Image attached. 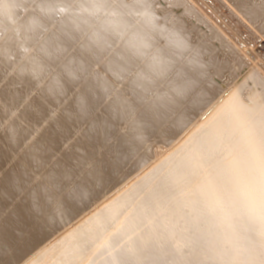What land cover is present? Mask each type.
I'll return each instance as SVG.
<instances>
[{
	"label": "bare ground",
	"instance_id": "obj_1",
	"mask_svg": "<svg viewBox=\"0 0 264 264\" xmlns=\"http://www.w3.org/2000/svg\"><path fill=\"white\" fill-rule=\"evenodd\" d=\"M107 1L82 3L78 13L87 19L72 18L69 25H64L59 19L71 15L76 7L69 6L60 12L55 1L47 0L41 6L48 5V10L35 15L36 7L26 0L12 4L0 0V18L7 31L0 39V74L7 72V64L13 56L12 50L2 46L10 40L14 41L11 46L15 42L22 43L23 47L26 43L38 45L29 60L40 59L43 66L61 60L50 69L56 85L45 76L28 79L23 75L18 87L5 89L10 93L29 83L40 84L20 98L21 102H26L21 109L26 111L43 98L42 104L40 101L37 105H43L44 110L39 111V120L25 123L26 132L22 131V126L21 134L20 129L6 133V138L12 139L10 143L15 153L22 142L19 136L27 132L26 144L32 142L34 145L30 144V148L34 147L26 154L29 147L24 150V145L26 156L20 151L22 157L4 155V164L12 163V166L10 169L0 167V195H5L2 199H6L0 207V224L4 225L0 226V252L3 257L15 260L10 261L12 264H39L40 261L42 264H176L173 257L177 259L176 252L189 253L181 258L180 264H230L228 258H233L237 264H264V251L257 252L254 248L264 249L263 245L248 246L245 242L249 240L239 235L242 232L264 234V214L257 212L258 205L264 206V58L248 56L237 41L220 32L216 20L198 9L200 7L194 6L195 11L188 8L184 4L188 0H160L166 3H160L156 9L162 16L152 12L126 16L116 13L137 3L152 9L156 0L113 2L116 4L109 8V19L103 23L99 18L107 13L103 11ZM222 1L233 12L231 14L239 15L264 38V0ZM164 17L170 30L157 26ZM94 19L97 21L93 22ZM184 20L189 29L193 27L190 36L180 26ZM140 23L141 30H130ZM65 30L71 33V39ZM80 31L83 33L79 34ZM102 34L108 35V41L112 40L110 43L117 44L118 49L105 51L96 66L97 71L115 65L111 72L121 73L124 84L139 85L141 96L120 102L106 101L109 90L101 95L105 102L89 103L93 100L91 93L81 94L77 99H62V102L49 99L57 85H60L58 99L71 90L73 85L62 81H68L73 73L69 67L80 73L82 64L98 60L95 55L104 50V44L98 43ZM74 36L78 37L74 39ZM87 40L88 46L84 47ZM188 43L195 44V55L189 53L190 48L183 47ZM57 45L62 46V53L55 51ZM41 48L52 55L46 56ZM125 52L128 56L122 58ZM218 55L223 57L214 63L215 67H210V61ZM78 57H83L82 61ZM120 60H125L123 66L117 64ZM161 64L160 71H152ZM16 76L12 74L8 81ZM78 76L85 81L94 80L89 74ZM49 83L51 86L46 89ZM101 87L92 86L90 90L98 92ZM183 89L188 91L187 95L196 94V97L186 99L181 94ZM116 93L122 95L120 91ZM159 96L167 105L175 101L177 109L184 110L202 101L205 104L201 107L214 106L218 101L221 108L211 113L208 122L202 123L204 116H192L187 124L192 127L183 135V142L172 145V138L159 140L162 135L173 136L176 127L168 114H154L153 110L163 106ZM133 103L136 113L127 120V112L122 108ZM18 104L19 98L9 104L8 112L21 114ZM81 104L86 111H81ZM103 106L120 112L105 126L104 121L93 122L98 117H107L96 113ZM38 108H31V113L39 114ZM160 118L165 128L157 133L163 122ZM46 126L51 134L43 139H52L51 145H46H50L49 149L43 148L45 140L41 137L47 131ZM98 130L102 131L96 135ZM176 136L177 140L180 135ZM96 137L100 143L94 150L105 157L93 160L88 156ZM38 140L43 150L36 147ZM143 145L148 147L138 156L136 151ZM181 151L186 153L178 156ZM111 154L116 156L107 159ZM46 156L51 157L52 164L59 163V167L47 168L51 163L49 160L47 165ZM154 159L164 162L143 166L146 173L132 180L131 174ZM130 163L134 168H129ZM2 204L0 202V206ZM211 205L220 207H213L204 215V208ZM193 212L197 213L196 217H190ZM218 213L221 214L214 221L207 222L208 215ZM24 236L28 238L25 241ZM103 242V251H96ZM37 248L41 249L40 253L32 257L31 252ZM126 249L135 251L130 259L124 258ZM12 252L26 254L9 257ZM53 255L57 256L55 261L47 259ZM138 258L144 261H135Z\"/></svg>",
	"mask_w": 264,
	"mask_h": 264
},
{
	"label": "rangeland",
	"instance_id": "obj_2",
	"mask_svg": "<svg viewBox=\"0 0 264 264\" xmlns=\"http://www.w3.org/2000/svg\"><path fill=\"white\" fill-rule=\"evenodd\" d=\"M16 1H18V0H7V2L10 3V4L16 3ZM26 1H28L31 4H34V6L36 7V11H35L36 14L35 15L43 14L49 8L48 5H46L45 7L41 6L43 3L47 2V0H26ZM52 1H55V4L57 5L56 9L59 10L60 12H62L63 9H67L69 6L71 8H72V6H74L73 8L76 7V9L71 12V15L69 14L66 18L61 16V19H59V22H61L62 24L69 25L70 24L69 20L72 19V18L77 19V20H80V19L81 20H86L87 19L86 16H81V14L78 13L79 5H81L82 3H84V4H87V3L88 4H92V2L96 1V0H52ZM124 1L125 0H112V1L108 0L106 2L105 8L103 9V11L107 10V13L106 12L103 13V16H100V18H99L100 20L99 21H101L103 23L107 22V20L109 19L108 16L110 15L109 8H111L114 4H116V3H113V2L124 3ZM188 1L189 2L192 1L193 4H196V5H193V4L189 3V2L186 4L184 2V4L187 5L188 8L191 7L195 11L194 6L200 7L198 9L202 10L203 12H205L208 17L211 16V19L216 20L215 22L217 23V25H218V27L220 29V32H222V34L225 33L224 35L229 36V38H231V40L234 39V41H237V44L238 43L240 44V48H243L244 51H247L249 55L246 52L244 54H246V55H248V56H250L252 58L253 57L254 58H260V59L264 58V38L262 37V35H260L258 33V31L254 30L253 27L251 25H249L250 23L248 24L247 21H245L243 18L241 19V17L239 15L231 14L233 12L230 11L228 5L225 4L222 0H206V1L205 0H200V1L199 0H194V2H193V0H188ZM197 1L200 2V3L198 4ZM58 2H60V3H58ZM156 2H157V4L154 5L152 9L149 8L145 4L137 3V4L134 5V7H124L122 9L116 11V13H123V15L126 16V15H129V14H132V13H134V14H146V13L152 12V13H155V14H158V15L162 16V13L158 12L156 9H158L160 3H162V4H166V3L163 2V1H160V0H156ZM202 2H204V3H202ZM208 2H209V4H208ZM208 5H211L212 8H210L211 6H208ZM209 8H210V10L208 11L207 9H209ZM90 15H91V13L88 14V16H90ZM237 16H239V17H237ZM217 17H219V18H217ZM190 18L194 20L195 16L194 15H190ZM94 21H97V20L94 19L93 22ZM166 21H167V18L164 17L163 20H161L159 23H157V26L165 27L167 29L169 28L168 30H170L171 29V27H169L170 25L169 26L165 25ZM128 22H129V19L127 20V23ZM180 26L183 27L187 31L188 36H190L191 30H192L193 27L191 26V28L189 29V25H188V23H185V20L183 22H180ZM142 28L143 27L141 26V23H140L138 27L132 26L130 28V30L132 32L133 31L138 32ZM195 29H197V28H195ZM89 32H94V30H90ZM65 33H66L67 36L71 35L70 32H69L70 33V35H69L67 30H65ZM82 33H83L82 31L79 32V34H82ZM127 33H129L128 30H127ZM161 33H163V32H161ZM6 34H7V31L4 30V28L2 26V20L0 18V39L2 38V36L6 35ZM71 37H73V36H70V38ZM75 37H78V36H74V39H75ZM108 38H109V36L106 35V34L99 35L98 43H99V45L104 44V50H103L102 53H97V55H95V57L98 58V60H93L89 64H82L81 65L82 68H81L80 73H77V71H75L76 69H71V67L68 68V70L73 72V73H71L70 78H68V81H66L65 79L62 80V81L73 85L71 90L66 91L65 94L58 99L57 95L60 96V94L58 92L59 89H60V85H57V86H55L57 88L54 89L53 97H49V99H57L60 102H62L63 101L62 99H67V98H72V99L76 98L77 99V98H79V96L81 94L82 95H84V94L85 95L86 94L89 95V93H91V97H93V100L92 101L89 100V103H91V102L98 103V102L104 101L103 97H101L102 93L107 92L109 90L111 92H109L107 94L105 93L106 96H107L106 101L107 100H111V101H115V102H120L122 99L134 100V99H137V98H139L141 96V91L142 90L141 89L139 90V88H138L139 85L131 84V83L124 84L122 82L123 80L121 78V73L114 74V73L111 72V70H112L111 68L113 66H115V65H112V64L111 65H107L105 68H102L101 72H98L99 70L97 71L96 66L101 62L102 58L107 53L105 51H109L111 49H118L117 44H113V43L111 44L110 42H112V40L108 41ZM27 39H26V41H27ZM12 42H14V41L10 40L8 42L2 43V46H5L6 48H9L10 50H12L13 56L11 57V59L9 60V62L7 64V67H8L7 68V72L0 74V123L1 122H5L6 123V124H4V123L0 124V167H6L7 166L8 169H10V167L12 166V163L4 164L5 161H6V159H5L6 157H4V155L11 154V155H14V156H19L20 153L21 154L23 153V156H26V154L29 152V150L34 147L33 146L32 148H30V146H32L30 144L34 145V143L27 142L29 144V146H28V144H26L25 139L28 140L29 134L27 132V133H24L25 134L24 135L23 132H22L24 137L21 136V135L19 136L20 137L19 140L22 137V142H20L21 140L19 141L22 145L20 146V143H19L18 147L16 148V151H18V153H15V151H14L15 147H14L13 143H10L12 139L11 138H6V133H13V132L18 131L20 129L19 131H20V134H21V128L20 127H22V126L26 129V130H24V128L22 127L23 128L22 131L26 132L27 131V127H25V125H26L25 123H27V125H28V123L35 122V121L39 120V117H37V115L38 116L40 115L41 112H39V111L42 110V108L44 110V107H43V105H41L42 102H43L42 101L43 98H41V99H38V102L41 101L40 102L41 104L39 103L37 105V103H38L37 101H36L37 102L36 104L35 103L33 104V107L35 109L31 106L32 109L37 110L38 106L40 105V107H39L40 109L38 108L39 114L37 113V111H36V115L34 114V112H32L33 113L32 114L30 107H28L26 109V111H25V109L24 110L21 109L22 106L26 102H24V101L21 102L20 98L24 94H26L31 88H33V86L34 87L39 86L40 84H38V83H35V84L29 83V84H27L26 87H22L21 86L18 89H14L10 93H7V90L9 88L18 87L19 85L17 83H22L23 75H24V78H28V79H29V77L36 78L39 75L40 76H45V77L49 78V81L51 83L53 82L56 85V83H57L56 81L57 80L54 77V73L50 72V69H52L55 66L59 65V61L61 62V60L58 59V60H56L54 62H50L48 66H43L42 65L43 61L40 60V59L38 60V59L34 58V59H30L29 60V55L32 53V50L37 49L39 47L38 45L34 46L31 43H26V45L23 47L22 43L15 42V45L11 46ZM83 46L84 47L88 46V40L85 42V44ZM57 47H59L61 49L62 46L57 45ZM183 47L190 48L189 53H192V55H195V51L193 49V48H195V44L194 43H188V44H186ZM245 47H246V49H245ZM127 56L128 55H127L126 52L121 55L122 58H125ZM220 57H223V55H218L212 61H210V63H209V64H211L210 67H215L214 63L218 62L220 60ZM78 58H79V61H82V59H83V57H78ZM66 59H68V57H65V60ZM124 63H125V60H120L117 64L119 66H123ZM263 63H264V61H263ZM162 68H163L162 64L161 65H156V66L153 67L152 71L153 72L160 71ZM61 69H62V67H61ZM61 69L58 68V70H61ZM188 69H190V67ZM64 70H62V71H64ZM12 74L13 75L17 74V76L11 78L12 81H8L9 77ZM80 74L92 75L91 77H93L94 80L93 81L82 80L81 78H82L83 75L82 76H78ZM7 81H8V83H7ZM13 83H14V86L12 85ZM51 83L46 85V89H48L51 86ZM15 84H17V86ZM92 86H99V87L102 86V87H101V89L98 92H94V91L90 90V88ZM140 88H141V86H140ZM5 89H7V90H5ZM2 90H3V93L6 92V94H3ZM118 91L122 92L121 96H117L116 92H118ZM216 93H218V90H216ZM181 94L184 95L186 97V99H190V100H193L196 97V94L195 95L194 94L187 95L188 91L186 89H183ZM17 98H19L18 108L20 109V111H21L20 113L21 114H17V113H11L10 114L8 112L9 104L10 103H14ZM158 99H160L159 103L163 104V106L160 109L158 108V109L153 110L154 114H156V115L157 114H161V113H164L166 115L168 114L167 115L168 119L171 122H173L175 124V126H176L173 136L169 137V136H166V135H162L161 137H159V140L163 141V140H165L167 138H169V139L172 138L173 139L172 145H176L178 143L183 142V135L192 127V126H190V127L187 126V124L190 122L192 116L193 117L198 116V115L204 116V120H201V121H203L202 123L208 122V120H210V118H212V114L211 113L217 112L221 108L220 107L221 104H219L218 101L216 102V105H214V106H211V107H207V106L203 107L202 106L201 107V105L205 104L204 101H202V102H200V104L199 103H193L191 106L186 107L183 110V109H177L178 108L177 107L178 104L175 101L170 103V105H167L165 103L164 99H162V97H160ZM128 106L129 107L122 108L123 110H125L127 112L125 114V117H127V120L130 119L129 118L130 115L134 116L135 113H136L134 103L133 104H129ZM63 108H64V113H65V111H66L65 110V106H63ZM28 109L30 111H28ZM66 109H68V108H66ZM98 109L99 110H97L96 113H99L101 115L104 114L107 117H105L104 119L102 117H98L93 122H95V124H97V123H100V122L104 121L103 126L108 124V122L113 118V115H115L117 113H120L117 110L112 111L111 107L105 108L103 106L102 108H98ZM199 109H201V111H199ZM22 114L25 117L22 116ZM150 115H153V112H151ZM160 119L162 120V118H160ZM93 122L88 123V125H90V124L93 125ZM164 123L165 122L163 121L160 124V127L158 128V132L157 133H160V132H162L164 130V128H165ZM47 126L49 127V125H47ZM47 126H46L47 131L45 130V133L41 136L42 139L43 138H49V136L51 134L50 133L51 130L49 131ZM198 127H199V125L196 126L195 129H197ZM63 129L66 132V130L68 128H66V126H65V128H63ZM180 129H183V132ZM101 131L102 130L95 131L96 135H99L101 133ZM70 135L73 136L72 133ZM176 135H180L177 140H176V137H177ZM23 139H24V141H23ZM42 139H40L41 143L44 142L43 144H44L45 147L43 146V144L40 143L39 140H38L39 144L36 147H38V149H40V148L42 149V146H43V148L49 149V147L51 145V142H49V141H51L52 139L50 138L51 140H48V141L46 139H43L46 142L43 141ZM35 143H38V142H35ZM47 143H50V145L48 144V146H46ZM99 143H100L99 137H96V139L93 140V144L91 142L93 150H91L90 155L88 156L89 158H93V160H94V159H96V158H98L100 156L105 157V154L101 155L96 150H94V147L96 149L99 146ZM24 145H25L26 148H24ZM39 145H42V146L40 147ZM96 145H97V147H96ZM147 147L148 146H145V145L140 146L137 149V151H136L138 156H140L142 154V151L144 152L147 149ZM22 148H24V150H26L28 148V151L26 152V154H25V152H24V150ZM46 149L44 151H46ZM22 150H23V152H21ZM19 151H20V153H19ZM82 151L81 150L79 151L80 154H82ZM51 153H52V155L53 154L55 155V152L53 153V150H52ZM185 153H186V151H181L178 154V156L184 155ZM48 156H50V153H49ZM112 156H116V155L115 154H111L110 156L107 157V159L111 158ZM20 157H22V155H20ZM81 157L83 158V156H81ZM46 158H47V162L46 161L45 162L47 163V165L49 163V160H50V163H51V164H49L50 166L46 165L47 168L48 167H55V166H57V168L59 167L58 166V165H60L59 163H57V165L55 163L52 164L51 159H50L51 157L49 158V157L46 156L45 160H46ZM157 158H159V157H157ZM157 161L164 162L163 160H158V159H154L152 162H150V160H149L148 164H147V162H145L137 171H135L133 174H131L130 177L134 178L132 180L136 181L137 179L141 178L146 173V171H145L146 167H143V166L149 165V163H155ZM133 166H134V164L132 165V163H130L129 168H132ZM42 182L44 183L46 181L43 180ZM100 187H103V186L101 185ZM217 188L219 189V187H217ZM217 188H216V190H218ZM0 194H1V192H0ZM3 196H5V195H3ZM3 196L0 195L1 204H2V202L4 203L6 201L5 197H4L5 201L2 199ZM109 196L110 195H108V197ZM185 204H187V203H185ZM2 206H4V204H2L0 207H2ZM213 207H220V206L219 205H214V206L211 205V207L210 206L209 207H205L204 210H203V214L204 215L208 214ZM163 208H164V206H163ZM257 212H260L261 214H264V206L258 205L257 206ZM220 214L221 213H218V214L213 215V216L212 215H208L207 216L208 217L207 218V222L214 221L218 217V215H220ZM196 216H197V213H195V212L190 214V217H196ZM0 226H4V225L0 224ZM209 228H212V226H210ZM20 232H21V230H20ZM16 233L18 234L19 232L16 231ZM239 235H241L244 238L246 237L249 240L248 242H245L246 245L249 244L248 246H250V245L254 246L255 244L257 245L258 243H260L264 247V234L261 235V234H259L257 232H250V233L242 232ZM57 237L60 238L61 235L57 236ZM57 237H55V238H57ZM105 238H107V237H105ZM23 239L25 241L28 238H27V236H24ZM100 240L105 241V239H100ZM31 245L29 247H31ZM104 247H105L104 242L100 243L98 245V249L96 251L102 252ZM233 248H234V246H232L230 249L232 250ZM254 248H255V250L257 252L264 251V249H260V247H257V246L254 247ZM136 249H138V248H136ZM230 249H227V251L228 252H232ZM40 251H41V249L37 248V249L34 250V252H31L30 255H32V257H33V255L34 256L38 255V253H40ZM79 251H81V249L78 250V252ZM26 252H28V251H26ZM26 252H12V253H10L11 255H9V257H11L13 255L14 258H17V257L21 256L23 253L26 254ZM133 252H135V251L133 250ZM166 252H167V250H166ZM0 253L2 254L3 252H0ZM19 253H21V254H19ZM163 253H165V252H163ZM180 253H181V255H179ZM183 253L184 252H176L175 254L179 255V258H178V255L176 256L177 259H175V256H173L174 257V262L176 264L182 263L181 261L184 258H186V256L189 255L188 252H186L184 254ZM1 254H0V258H1L0 259V264H12V262L15 261L13 259L11 260V258H8L6 255H4V257H3V254L2 255ZM5 256L7 258H5ZM56 257H57L56 255L55 256L53 255V256L48 257L47 259L55 261ZM162 257H163V255H162ZM181 258H183V259H181ZM143 259H144V257H143ZM143 259L138 258V259H135V261L136 260L137 261H139V260L144 261ZM178 259H179L180 262L178 261ZM10 261H12V262H10ZM227 262L230 263V264H237L236 261L233 258H228ZM39 264H42V261H40Z\"/></svg>",
	"mask_w": 264,
	"mask_h": 264
},
{
	"label": "snow or ice",
	"instance_id": "obj_3",
	"mask_svg": "<svg viewBox=\"0 0 264 264\" xmlns=\"http://www.w3.org/2000/svg\"><path fill=\"white\" fill-rule=\"evenodd\" d=\"M69 39H71V38H69ZM40 51L44 52V54H45L46 56H48V55H52V53H48V52H47L46 50H44L43 48H41ZM55 51H56L57 53H62V50H61L59 47H57ZM177 95H180V93L178 92ZM86 110H87L86 107H85L83 104H81V111L84 112V111H86ZM123 255H124V258H125V259H130L131 256L133 255V250H132V249H126V250H125V253H124Z\"/></svg>",
	"mask_w": 264,
	"mask_h": 264
}]
</instances>
